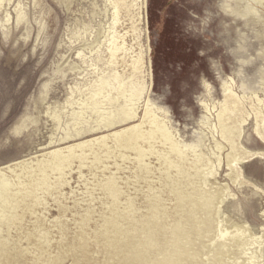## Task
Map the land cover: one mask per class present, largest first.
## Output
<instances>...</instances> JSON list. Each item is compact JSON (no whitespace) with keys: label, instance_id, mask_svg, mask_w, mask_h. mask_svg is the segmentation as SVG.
Returning <instances> with one entry per match:
<instances>
[{"label":"rangeland","instance_id":"obj_1","mask_svg":"<svg viewBox=\"0 0 264 264\" xmlns=\"http://www.w3.org/2000/svg\"><path fill=\"white\" fill-rule=\"evenodd\" d=\"M148 107L197 146L202 205L136 252L101 187ZM1 216L0 264H264V0H0Z\"/></svg>","mask_w":264,"mask_h":264},{"label":"bare ground","instance_id":"obj_2","mask_svg":"<svg viewBox=\"0 0 264 264\" xmlns=\"http://www.w3.org/2000/svg\"><path fill=\"white\" fill-rule=\"evenodd\" d=\"M251 8L253 9L254 7ZM218 128L220 134H223L225 138H229V137L233 138V134H235V132L229 131V129H236L235 127L224 126L222 124H219ZM114 139H115L114 148L116 152L115 156H116L117 168L121 169L120 165H118L117 157L119 158L123 157V159L127 158L126 156L128 152H134L136 155V158L133 159L134 168L130 169L131 173L125 183L127 185L126 187L128 188V190H126L127 188L122 186V183L120 182V178L118 177L119 175H117L116 172H115L116 174L113 173L114 175L112 177H109L104 182L103 187L101 188H104L103 191L106 192L107 197L109 196L108 198L112 203L113 220L118 226L117 227L118 233L119 234L124 233V237L126 238L130 237L132 243L138 244L136 246L137 249L135 251L139 252L147 244V241H145L143 237L145 234L148 235V233L150 234L157 232L161 233L160 231L161 227L155 226L156 223L162 221L173 222L175 220L177 213L181 212L182 208L193 207V209L195 208L197 209L198 207H201L202 203L194 198L193 193L191 191L193 187V179L190 173L191 169L195 168L197 163L200 161L201 156L196 145L187 144V143H183L182 141H179L177 137L173 134L169 125V121L166 119V116H164L160 112H157L152 107H148L146 109L142 124L136 126L135 128H130L128 130H124L122 132L115 134ZM221 146L218 147L220 148ZM153 155L157 157L156 159H158L159 162L158 163L159 166L157 169L159 171V177L158 179L156 178L157 180L155 179L156 181L153 180L156 174L155 169L153 168L151 163L148 162V159H150L149 157ZM53 159H54V154H53ZM59 161L61 160H58V162ZM58 162L56 163L58 164ZM4 180L6 181L7 179L3 178L1 182H3ZM46 181L47 179H44L43 184ZM45 187H48V185ZM52 187L54 188V185ZM34 189L36 190V188ZM40 191L42 192V190ZM19 194L20 193L18 191V196ZM23 195L22 197H26L27 194H25L24 196ZM219 198H220V202L224 201V196L216 195L213 197L211 203H213L215 200H219ZM6 205L1 206V211L3 212L6 211V210H2V207ZM179 205H181L182 207H180ZM210 212L213 214L212 211ZM2 217L3 216H1L0 218ZM186 221L192 224L195 223L191 227L190 235L192 234V230L194 233L196 228H198L199 226V221H198V217H196V214L193 211H191L189 216H187L185 212V214L181 215L180 218L177 220L178 227L180 225V231L177 233V235L184 236L183 232L186 231H183L184 230L183 225ZM121 224L124 225L123 230L120 229ZM208 225L210 228L212 223L210 224L208 223ZM151 229L154 231L151 232ZM161 236L163 240L167 239V236L165 234L162 233ZM61 249L62 248H60V251ZM62 251L64 250L62 249Z\"/></svg>","mask_w":264,"mask_h":264}]
</instances>
